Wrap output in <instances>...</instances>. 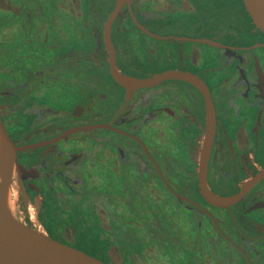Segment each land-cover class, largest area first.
<instances>
[{
	"label": "flooded vegetation",
	"instance_id": "flooded-vegetation-1",
	"mask_svg": "<svg viewBox=\"0 0 264 264\" xmlns=\"http://www.w3.org/2000/svg\"><path fill=\"white\" fill-rule=\"evenodd\" d=\"M116 5L0 0V118L22 149L17 217L111 264L151 253L155 264H264V179L229 209L204 200V97L178 80L130 94L113 80ZM110 39L125 77L206 85L212 193L235 196L264 172V33L243 0H130ZM91 126L106 128L63 138Z\"/></svg>",
	"mask_w": 264,
	"mask_h": 264
},
{
	"label": "water",
	"instance_id": "water-1",
	"mask_svg": "<svg viewBox=\"0 0 264 264\" xmlns=\"http://www.w3.org/2000/svg\"><path fill=\"white\" fill-rule=\"evenodd\" d=\"M129 1L116 0L115 11L106 24L105 47L110 57L112 78L119 86L125 88L128 94L138 89L152 88L165 81L178 80L194 86L203 95L205 100V138L200 156V192L204 200L212 207L229 209L242 201L251 188L264 179V172L247 184L241 193L235 196L220 198L210 191L207 184V175L216 132V117L209 91L203 82L190 74L165 73L153 79L140 80L125 77L117 70L115 51L110 39V30L115 18L120 15L124 5H129ZM243 2L255 25L264 33V0H243ZM105 128L106 126L77 128L67 132L63 135V138L74 133ZM0 137L5 143V152L0 169V264H111L100 257L93 256L52 238L43 229L30 227L22 222L17 215H12L5 209L4 197L8 186L13 185L20 192L21 174L17 154L22 149L17 148L11 142L1 118ZM170 191L180 200L192 203L171 189ZM258 208H264V204L255 207V209Z\"/></svg>",
	"mask_w": 264,
	"mask_h": 264
},
{
	"label": "bare ground",
	"instance_id": "bare-ground-1",
	"mask_svg": "<svg viewBox=\"0 0 264 264\" xmlns=\"http://www.w3.org/2000/svg\"><path fill=\"white\" fill-rule=\"evenodd\" d=\"M4 152H5V143L3 142L2 138L0 137V169L2 167V162H3V156H4ZM18 189L13 186V185H9L8 186V190L5 194L4 197V207L5 209L12 215H17V197H18ZM31 222L38 226L35 217L33 215H31Z\"/></svg>",
	"mask_w": 264,
	"mask_h": 264
},
{
	"label": "rangeland",
	"instance_id": "rangeland-1",
	"mask_svg": "<svg viewBox=\"0 0 264 264\" xmlns=\"http://www.w3.org/2000/svg\"><path fill=\"white\" fill-rule=\"evenodd\" d=\"M31 218H30V220H31ZM91 252H94V251H91ZM148 255L149 256H147L145 259H143V257H142V261H140L141 259H138V264H146V262L148 264H155L156 260H160L157 256H154L153 253L148 254Z\"/></svg>",
	"mask_w": 264,
	"mask_h": 264
}]
</instances>
